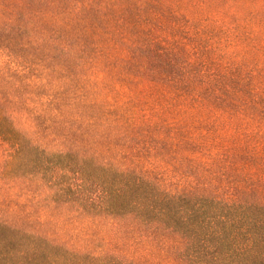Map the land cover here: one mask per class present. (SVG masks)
Masks as SVG:
<instances>
[{"label":"rangeland","instance_id":"rangeland-1","mask_svg":"<svg viewBox=\"0 0 264 264\" xmlns=\"http://www.w3.org/2000/svg\"><path fill=\"white\" fill-rule=\"evenodd\" d=\"M0 112V264H195L70 170L264 203V0H0Z\"/></svg>","mask_w":264,"mask_h":264},{"label":"trees","instance_id":"trees-1","mask_svg":"<svg viewBox=\"0 0 264 264\" xmlns=\"http://www.w3.org/2000/svg\"><path fill=\"white\" fill-rule=\"evenodd\" d=\"M17 28L24 29L21 25ZM146 71L153 69L147 66ZM5 117L0 112V137L11 140L17 133L1 123ZM85 166L70 171L92 186L91 204L106 211H134L144 219L151 216L155 222L172 227L190 244L195 264H264L263 202L249 203L207 190L174 194L142 174L114 171L91 160ZM62 172L56 170V179Z\"/></svg>","mask_w":264,"mask_h":264}]
</instances>
